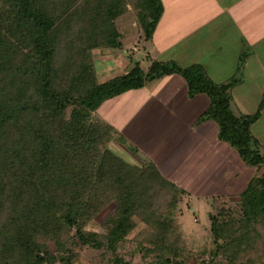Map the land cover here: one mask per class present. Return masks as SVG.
Segmentation results:
<instances>
[{"label":"trees","instance_id":"16d2710c","mask_svg":"<svg viewBox=\"0 0 264 264\" xmlns=\"http://www.w3.org/2000/svg\"><path fill=\"white\" fill-rule=\"evenodd\" d=\"M163 14L162 0H0V264H77L86 246L111 254L112 264H134L120 249L137 219L144 227L133 256L147 264H264V146L252 133L264 94L254 114L237 115L238 74L217 84L200 66L150 56L147 69L138 61L98 76L95 52L125 49L122 18L134 15L148 44ZM249 55L246 45L238 73ZM171 74L190 96L208 95L200 120H214L220 139L256 169L235 208L208 212V253L187 248L176 220L191 194L155 163L125 160L111 148L116 128L93 118L106 101ZM110 205L106 231L88 229Z\"/></svg>","mask_w":264,"mask_h":264},{"label":"crops","instance_id":"0c3cea01","mask_svg":"<svg viewBox=\"0 0 264 264\" xmlns=\"http://www.w3.org/2000/svg\"><path fill=\"white\" fill-rule=\"evenodd\" d=\"M162 1L164 14L152 41L143 46L146 58L175 61L183 67L200 66L217 84L237 76L246 45L250 55L242 72L246 73L252 57L262 59L264 0ZM137 51L133 47L132 53ZM104 53L101 59L113 64L100 69L102 76L97 69L101 80L131 69L124 56L113 58L110 50ZM132 53L125 52L129 57ZM257 65L264 67L261 62ZM241 84L243 77L232 90V109L237 115L249 114L235 94ZM263 94L264 89L260 102ZM210 105L208 95L190 96L186 80L171 74L106 101L96 115L116 128L117 137L126 141L123 147L131 146V162L140 158L138 164L155 163L194 200L237 197L256 169L247 167L237 150L220 139L214 120H200Z\"/></svg>","mask_w":264,"mask_h":264},{"label":"rangeland","instance_id":"374dc122","mask_svg":"<svg viewBox=\"0 0 264 264\" xmlns=\"http://www.w3.org/2000/svg\"><path fill=\"white\" fill-rule=\"evenodd\" d=\"M121 30L125 33V49L111 51L113 58L115 55H122L125 57L129 64L133 67L136 62H141L143 67H149L151 62L146 58V53L143 49L144 41L137 34V20L136 17L127 16L125 19L120 20ZM149 44V43H148ZM133 47L137 48V52L132 53ZM130 50L131 56L129 57L125 52ZM106 50H97L95 52V62L99 75L101 74V68L107 67L113 64V61H105L101 59ZM101 55V56H100ZM261 57H252L249 66L247 65V70L245 72L238 73L239 77H243L244 84H241L235 94L240 97L241 102L246 107V111L249 114H254L259 105V98L261 97V92L264 89V67L258 66L257 62L264 63V51H261ZM101 78V77H100ZM94 119L99 117L96 113L93 115ZM252 133L259 139L260 143L264 146V116L259 119L253 126ZM126 141L124 139H115L111 148H113L120 156L125 160L131 162L133 159V150L129 145L128 148L123 147ZM121 145H120V144ZM128 149V150H127ZM122 150V152H121ZM126 152V153H125ZM134 160L131 163L141 162L140 158ZM247 166V165H246ZM248 167V166H247ZM251 168V167H249ZM255 171V169H252ZM215 203V204H214ZM238 200L233 196L218 197V198H206L202 200L193 199L191 197L185 196L183 202L178 205V211L176 213V220L179 228L183 234L185 244L187 248L194 253H204L209 252L213 247V239L210 230V220L208 218L209 211H215L216 207L222 205L236 207ZM115 210V205H110L106 210H104L88 227V229L98 232H105V224L107 219H109ZM138 226L134 232H132L128 238L129 241L124 243L120 249L121 254L125 256L127 261L132 260L134 264H147L143 260L141 254L133 256V239L138 235V233L143 229L144 224L137 219ZM104 250L98 251L90 247H84L81 250V257L77 264H112L111 254L105 255Z\"/></svg>","mask_w":264,"mask_h":264}]
</instances>
